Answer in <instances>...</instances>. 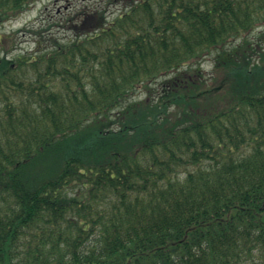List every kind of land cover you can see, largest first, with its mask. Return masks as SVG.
<instances>
[{"label": "trees", "instance_id": "obj_1", "mask_svg": "<svg viewBox=\"0 0 264 264\" xmlns=\"http://www.w3.org/2000/svg\"><path fill=\"white\" fill-rule=\"evenodd\" d=\"M59 21L31 52L0 35V264H264V0Z\"/></svg>", "mask_w": 264, "mask_h": 264}, {"label": "rangeland", "instance_id": "obj_2", "mask_svg": "<svg viewBox=\"0 0 264 264\" xmlns=\"http://www.w3.org/2000/svg\"><path fill=\"white\" fill-rule=\"evenodd\" d=\"M101 4L102 0H36L29 10L1 26L0 35L5 38L11 37V43L7 42L8 40L6 42L10 45L12 53L31 52L39 41L37 32L44 30L42 33L46 35L56 33L58 36H65L69 33L66 25L59 21L62 17L72 13L75 9ZM111 8L113 10L115 6ZM56 21H59V26L54 24ZM47 25H52L51 29H46ZM257 32L252 37L256 38ZM47 37L45 38L47 39ZM261 43L264 46V38H262ZM203 65L205 73L210 74L212 70L211 60L206 59ZM256 216L264 224V210L256 212Z\"/></svg>", "mask_w": 264, "mask_h": 264}]
</instances>
